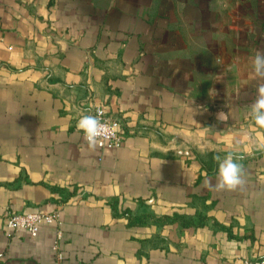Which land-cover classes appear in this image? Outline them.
Segmentation results:
<instances>
[{"label":"crops","instance_id":"crops-1","mask_svg":"<svg viewBox=\"0 0 264 264\" xmlns=\"http://www.w3.org/2000/svg\"><path fill=\"white\" fill-rule=\"evenodd\" d=\"M257 49L264 0H0V264L264 257ZM97 105L119 147L77 130ZM228 154L246 183L213 190ZM30 210L57 218L34 238L6 228Z\"/></svg>","mask_w":264,"mask_h":264},{"label":"clouds","instance_id":"clouds-1","mask_svg":"<svg viewBox=\"0 0 264 264\" xmlns=\"http://www.w3.org/2000/svg\"><path fill=\"white\" fill-rule=\"evenodd\" d=\"M252 75L254 79L258 78L256 87V97L251 104V114L254 123L261 129H264V49H257L251 60ZM216 118L221 123L228 121V113L220 111ZM105 124L97 116L82 115L77 122V130L83 132L90 149L95 150L98 146L99 139L105 131ZM258 148L264 149V143L257 145ZM218 163L216 182L211 179L207 181L209 188L213 190L235 191L243 188L245 180V170L241 163L233 155L228 154L221 157H214Z\"/></svg>","mask_w":264,"mask_h":264},{"label":"built area","instance_id":"built-area-1","mask_svg":"<svg viewBox=\"0 0 264 264\" xmlns=\"http://www.w3.org/2000/svg\"><path fill=\"white\" fill-rule=\"evenodd\" d=\"M92 115L97 116L106 126L103 136L99 139L98 147H108L111 149L119 147L122 144V134L118 129L119 120L115 116L107 113L100 105L93 107ZM55 218H57L55 211H13L7 215L5 225L11 231L21 230L34 238L38 235L42 225L52 223ZM57 236H60L59 232ZM51 249L57 259L63 258V253L59 250L57 243ZM237 264H264V257L241 259Z\"/></svg>","mask_w":264,"mask_h":264}]
</instances>
